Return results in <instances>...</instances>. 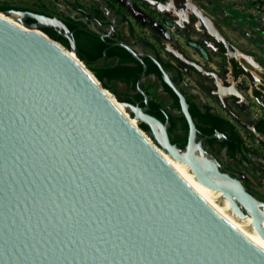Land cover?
Masks as SVG:
<instances>
[{"label": "water", "instance_id": "water-1", "mask_svg": "<svg viewBox=\"0 0 264 264\" xmlns=\"http://www.w3.org/2000/svg\"><path fill=\"white\" fill-rule=\"evenodd\" d=\"M194 10L228 47L212 21ZM0 12L24 26L0 14V264H264V249L175 169L71 56L78 48L63 20ZM44 28L58 30L71 48ZM166 77L190 125L186 148L172 142L167 124L147 107L122 103L149 125L158 146L222 191L236 214L251 213L264 236V202L197 141L186 97Z\"/></svg>", "mask_w": 264, "mask_h": 264}, {"label": "flooded vegetation", "instance_id": "flooded-vegetation-1", "mask_svg": "<svg viewBox=\"0 0 264 264\" xmlns=\"http://www.w3.org/2000/svg\"><path fill=\"white\" fill-rule=\"evenodd\" d=\"M52 1L59 7L58 15L46 14L60 18L68 26L70 24L75 25L73 29L69 28L73 32L77 48L78 41L81 45H91L96 54L99 55L98 60L100 62L106 60L112 66H119V77L121 79H113L112 82L121 84L128 92L129 95L125 97L126 102L139 107H147L148 113L167 124L170 138L179 148H186L189 142L190 125L183 112L181 98L168 82L166 74L186 97L188 110L197 127V141L202 140L204 148L219 163L221 158H227L240 165L245 163L247 165H260L264 168V151L257 150L253 147V144L249 143L251 138H255L264 147V116L257 118L251 124V131L245 134L233 118L221 112L223 108H226L224 110L230 109L227 104L224 102L216 104L209 101V98L203 96L200 92V87L196 88L192 82L187 81L186 73L195 69L193 64L188 65L191 67H184L177 58H172L160 52L150 38L135 31L129 20L131 16L127 15L124 10L112 6L108 0H94L95 7L82 6L77 0ZM162 1L169 3L170 10L176 16L174 20L178 22L179 26L187 29L184 32L192 34L198 28L200 33L210 37L211 40H205L202 36L193 37L202 38L207 45L210 42L209 46H212V50L221 52L230 59V65H226L225 71L222 73L223 77H220L217 72H208L211 74L207 76L212 81H206L205 83H214L217 89L209 87L207 93L219 96V91L224 97H233L235 102H240L244 98L243 101L249 103L244 94L264 98V89L257 86L254 79L249 82L250 88L246 86L245 90H242L243 92L238 87L239 84L245 83L239 79L242 72L248 78L249 76L254 78L258 75L240 59L244 58L252 66L257 65L258 61L248 55L241 54V51L215 25V22L191 0ZM30 3L29 6H19L22 8L20 10L43 13L38 8V1L31 0ZM125 4L127 10H130V5ZM194 9L201 11L204 17H208L212 21L214 27L228 41V47L209 31L206 22ZM29 19L32 18L28 17L26 21ZM34 21L32 19L31 23ZM49 29L66 38L71 45V41L59 33L58 30L55 28ZM120 42L130 46L139 54V58H136L129 49L120 45ZM248 57L252 61L248 60ZM214 67L217 71H221L218 66L214 65ZM138 85L147 95L148 101L139 90ZM247 126L249 127V124ZM146 131L150 132V127ZM218 135H223V137L220 139ZM255 147H257L256 144ZM258 178L260 179V177ZM262 182L264 184V178Z\"/></svg>", "mask_w": 264, "mask_h": 264}, {"label": "rangeland", "instance_id": "rangeland-1", "mask_svg": "<svg viewBox=\"0 0 264 264\" xmlns=\"http://www.w3.org/2000/svg\"><path fill=\"white\" fill-rule=\"evenodd\" d=\"M34 1L39 2L38 8L44 14L52 13L58 15L59 7L52 0ZM77 1L80 5L85 7L96 6L94 0ZM108 1L115 8L124 10L127 15L131 16L129 20L133 24L135 31L150 38L160 52L172 58H177L184 67H191L188 65L193 64L195 69L186 73L185 77L187 81L192 82L196 88L200 87V92L203 96H207L209 101L216 104L221 102L227 104L230 109L224 110L226 108H223L221 112L233 118L245 134L251 131V124L257 118L264 116V98L258 96L251 97L244 94L249 103L243 101L244 98L240 102H235L233 97H224L219 91V96L207 93L209 87H215L217 89L214 83H205L206 81H212V79L207 76L208 72H217L220 77H223L222 73L225 71V66L230 65V59L225 54L212 50V46H209L211 44L210 42L208 43L209 45H207L202 38L193 37L202 36L205 40H211L210 37L200 33L198 28H196L192 34L184 32V30L187 29L179 26L178 22L174 20L176 16L173 15L174 12L170 10L167 1ZM30 2L31 0H0V5L11 4L19 7L21 5L29 6L31 5ZM191 2L215 22V25L234 43L237 49L241 51V54L248 55L259 62L257 65L254 64L255 66H252L244 60V58L240 59L247 67L258 74L254 78L251 76L248 78L242 72L239 79L243 80L245 83H238L240 90H245L246 86L250 88L249 82H251L252 79H254V83L257 86L264 89V84H262L264 83V0H191ZM125 3L130 5V10H127ZM250 57H248V60L252 61ZM75 58L80 60L78 55ZM80 61L86 68L95 74L92 65H88L82 60ZM214 65L218 66L221 71H217ZM100 82L104 86L101 80ZM107 84L108 85L104 87L110 90L117 98L118 95L123 98L129 95L121 84L117 82H110ZM128 112L133 116L129 110ZM137 123L139 128L150 137L146 130L140 126V121H137ZM248 124L249 127L247 126ZM150 138L156 144L154 139L152 137ZM249 143L253 144V147L257 150L261 152L264 151L262 144L258 143L255 138H251ZM255 144L257 147H255ZM220 163L224 172L240 179L248 191L259 201L264 202V184L262 182L264 178V168L262 166L247 165L245 163H241L240 165L227 158H221ZM258 177H260V179Z\"/></svg>", "mask_w": 264, "mask_h": 264}, {"label": "bare ground", "instance_id": "bare-ground-1", "mask_svg": "<svg viewBox=\"0 0 264 264\" xmlns=\"http://www.w3.org/2000/svg\"><path fill=\"white\" fill-rule=\"evenodd\" d=\"M2 16L7 18L8 20L18 24L19 26L24 27L14 16L12 15H5L4 13L0 12ZM18 22V23H17ZM21 24V25H20ZM70 54L72 57H76L74 52L70 51ZM106 92L108 95L112 98V100L116 103L118 108L131 120V122L137 126V119L134 116H131L128 112L127 107L120 101L110 90L106 89ZM223 92V91H222ZM140 129V128H139ZM142 131V129H140ZM143 134L148 138L149 141H151L161 152V154L165 157V159L179 172L183 173L184 175L190 177L191 179L195 180L199 185H201L207 192H209L228 212L229 214L251 235V237L264 249V236L258 231L255 223L254 218L251 213L248 212L247 216L241 217L233 210L231 203L227 196L219 190H215L213 188H210L209 186H206L202 182L198 180L196 177L194 171L190 168V166L180 161L176 158H174L169 152L165 151L162 147L157 146L151 138L142 131ZM262 212H264L263 209H261ZM262 226L264 227V222L262 223Z\"/></svg>", "mask_w": 264, "mask_h": 264}, {"label": "trees", "instance_id": "trees-1", "mask_svg": "<svg viewBox=\"0 0 264 264\" xmlns=\"http://www.w3.org/2000/svg\"><path fill=\"white\" fill-rule=\"evenodd\" d=\"M10 9H22L21 7L11 5V4H1L0 5V10H10ZM32 19H29L27 22L31 23ZM69 27L73 29L75 27L74 24H70ZM47 34H49L52 38L56 39L57 41L61 42L64 44L67 48H71L70 43L68 40L60 35H57L54 31H51L49 28H44L43 29ZM77 36V35H76ZM78 38V37H76ZM78 52L77 55L80 58V60L84 61L88 65H92V69L95 72V75L98 77L99 80L102 81L104 86H107V83H110L115 80H120L121 78L119 77L120 72H119V66H112L110 65L106 60L100 62L98 60L99 55L96 54L94 51V48L91 45H81L78 41ZM118 98L120 101H126L125 98L121 97L118 95ZM140 126L148 130L149 126H147L145 123L140 122Z\"/></svg>", "mask_w": 264, "mask_h": 264}]
</instances>
